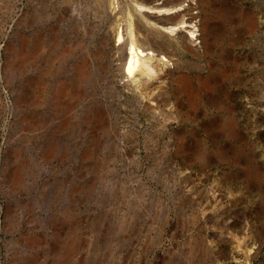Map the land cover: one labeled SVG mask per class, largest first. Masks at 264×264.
<instances>
[{"label": "rangeland", "instance_id": "374dc122", "mask_svg": "<svg viewBox=\"0 0 264 264\" xmlns=\"http://www.w3.org/2000/svg\"><path fill=\"white\" fill-rule=\"evenodd\" d=\"M189 2L154 86L96 0H0V264H264V0Z\"/></svg>", "mask_w": 264, "mask_h": 264}, {"label": "bare ground", "instance_id": "6f19581e", "mask_svg": "<svg viewBox=\"0 0 264 264\" xmlns=\"http://www.w3.org/2000/svg\"><path fill=\"white\" fill-rule=\"evenodd\" d=\"M184 1L96 0L98 13L105 20H112L115 24V32L118 34L117 46L120 51V63L118 62V67L120 71H116L126 76L134 75L133 77H137L138 74L140 79L142 77L147 81H155L163 76L161 73H168L167 68L164 67H160L161 73L157 72V68L155 69L154 67L155 64L169 66L175 60L179 64L178 57L176 56L177 53L174 49L175 44L178 47L189 50L194 47V39L198 36L197 20L199 14L191 12L194 5L192 2L185 4ZM193 50H196L195 47ZM154 81L152 82L153 85L155 84ZM179 81L185 86L189 85V82L183 78H180ZM154 86L147 94L149 99L154 98ZM142 90L145 91L144 89ZM150 100H148V105L153 107L157 102Z\"/></svg>", "mask_w": 264, "mask_h": 264}]
</instances>
